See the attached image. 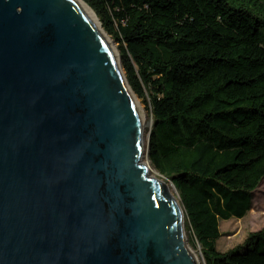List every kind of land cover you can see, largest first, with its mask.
Segmentation results:
<instances>
[{
    "label": "water",
    "instance_id": "obj_1",
    "mask_svg": "<svg viewBox=\"0 0 264 264\" xmlns=\"http://www.w3.org/2000/svg\"><path fill=\"white\" fill-rule=\"evenodd\" d=\"M104 33L75 0H0V264H197Z\"/></svg>",
    "mask_w": 264,
    "mask_h": 264
},
{
    "label": "trees",
    "instance_id": "obj_2",
    "mask_svg": "<svg viewBox=\"0 0 264 264\" xmlns=\"http://www.w3.org/2000/svg\"><path fill=\"white\" fill-rule=\"evenodd\" d=\"M150 111L148 159L205 264H264V227L216 249L264 179V0H83Z\"/></svg>",
    "mask_w": 264,
    "mask_h": 264
},
{
    "label": "rangeland",
    "instance_id": "obj_3",
    "mask_svg": "<svg viewBox=\"0 0 264 264\" xmlns=\"http://www.w3.org/2000/svg\"><path fill=\"white\" fill-rule=\"evenodd\" d=\"M109 37V35H108ZM110 38V37H109ZM113 43L114 48L117 50V44L110 38ZM140 107L142 109V113L144 116V126L142 127V137H143V154L141 160L143 162H147L151 166V171L149 172L150 176L156 177L165 183L166 187L169 191L178 199L184 213V236L186 242L194 253V255L198 258L199 264H205V260L202 254L201 246L194 242L195 245L191 244V241L195 240L193 234L189 231L186 215L184 212V208L179 199V195L177 190L173 187L171 182L167 180L165 177L161 176L159 172L151 165L148 159V151H147V136L149 129L152 125V119L150 116V111L146 108L144 102L137 98ZM186 222V223H185ZM264 227V179L258 186V188L253 192L252 206L251 209L247 212V214L241 218L236 219L232 217L229 220H221L219 223V228L221 232L220 238L216 242V249L220 252L227 251L231 248H234L243 243L245 238L250 232H255Z\"/></svg>",
    "mask_w": 264,
    "mask_h": 264
},
{
    "label": "bare ground",
    "instance_id": "obj_4",
    "mask_svg": "<svg viewBox=\"0 0 264 264\" xmlns=\"http://www.w3.org/2000/svg\"><path fill=\"white\" fill-rule=\"evenodd\" d=\"M83 9H84V11L89 15V17L92 19V21L95 23V25L97 26V28L99 29V30H101L102 31V29H101V25H100V23H99V21L97 20V18H96V16H95V14H94V12L92 11V9L83 1V0H75ZM105 34V33H104ZM105 37H106V39H107V41H108V43L110 44V46H111V48H112V50H113V52L116 54V55H118V52L116 51V49L114 48V46H113V43H112V41L110 40V38L108 37V35H106L105 34ZM133 97L135 98V100H136V103H137V106H138V108H139V111H140V124H141V127H143L144 126V114L142 113V109H141V107H140V104H139V102H138V100H137V97L133 94ZM143 129V128H142ZM145 165H146V167H147V170H148V174H149V172L152 170L151 169V166L147 163V162H143ZM150 176V175H149ZM151 177H153V176H151ZM153 178H156V177H153ZM177 200V202H178V204H180L179 203V201H178V199H176ZM181 206V205H180ZM180 209H181V212H182V216H183V223H184V213H183V209H182V207H180ZM193 255H194V253H193ZM194 257H195V259H196V261H197V264H199V260H198V258L194 255Z\"/></svg>",
    "mask_w": 264,
    "mask_h": 264
}]
</instances>
